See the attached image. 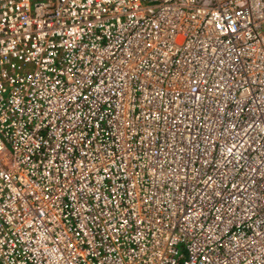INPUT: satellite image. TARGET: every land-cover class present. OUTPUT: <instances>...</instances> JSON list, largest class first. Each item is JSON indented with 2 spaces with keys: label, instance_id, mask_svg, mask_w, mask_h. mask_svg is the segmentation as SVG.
Returning a JSON list of instances; mask_svg holds the SVG:
<instances>
[{
  "label": "built area",
  "instance_id": "1",
  "mask_svg": "<svg viewBox=\"0 0 264 264\" xmlns=\"http://www.w3.org/2000/svg\"><path fill=\"white\" fill-rule=\"evenodd\" d=\"M0 264H264V0H0Z\"/></svg>",
  "mask_w": 264,
  "mask_h": 264
}]
</instances>
